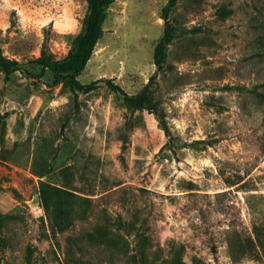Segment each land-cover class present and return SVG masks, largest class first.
Listing matches in <instances>:
<instances>
[{"label":"rangeland","instance_id":"1","mask_svg":"<svg viewBox=\"0 0 264 264\" xmlns=\"http://www.w3.org/2000/svg\"><path fill=\"white\" fill-rule=\"evenodd\" d=\"M116 0L71 91L85 0H0V264H264V0ZM118 85L131 99L111 89Z\"/></svg>","mask_w":264,"mask_h":264},{"label":"trees","instance_id":"2","mask_svg":"<svg viewBox=\"0 0 264 264\" xmlns=\"http://www.w3.org/2000/svg\"><path fill=\"white\" fill-rule=\"evenodd\" d=\"M116 0H85L87 10L81 21V28L74 36L72 48L67 55L60 59H52L48 56H42L37 59V63L42 70H48L57 79L61 80L71 91L87 93L92 90L97 81L87 84L81 83L76 75L81 73L88 61L90 60L94 48L98 40L103 34V24L107 17L108 8ZM178 0H167L162 8V19L164 20V33L153 49V59L157 69H161L165 59L167 47L173 39V27L169 24L168 15ZM12 64L8 60H4L0 55V69L6 75L14 71L9 69ZM107 85L123 94L125 99L132 98L125 94L118 85H114L111 81H106Z\"/></svg>","mask_w":264,"mask_h":264}]
</instances>
